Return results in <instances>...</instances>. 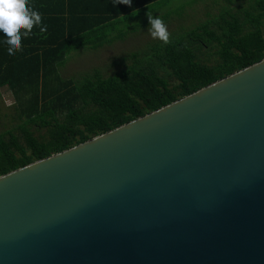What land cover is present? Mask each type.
<instances>
[{
    "label": "water",
    "instance_id": "water-1",
    "mask_svg": "<svg viewBox=\"0 0 264 264\" xmlns=\"http://www.w3.org/2000/svg\"><path fill=\"white\" fill-rule=\"evenodd\" d=\"M0 264H264V59L0 176Z\"/></svg>",
    "mask_w": 264,
    "mask_h": 264
},
{
    "label": "trees",
    "instance_id": "trees-1",
    "mask_svg": "<svg viewBox=\"0 0 264 264\" xmlns=\"http://www.w3.org/2000/svg\"><path fill=\"white\" fill-rule=\"evenodd\" d=\"M168 0H28L41 14L21 38V50L7 55L0 35V99H13L8 129L0 131V176L79 145L264 59V0L231 7L221 19L149 45L123 57L109 76L94 72L82 82L62 78L59 69L72 51H92L123 41L124 23L154 14ZM148 16V15H147ZM146 25V24H145ZM127 27V26H126ZM23 31V29L21 30ZM135 30H132V33ZM214 50L207 64L201 54ZM5 117L0 112L1 120ZM13 121V122H12ZM5 126V124H4Z\"/></svg>",
    "mask_w": 264,
    "mask_h": 264
},
{
    "label": "rangeland",
    "instance_id": "rangeland-1",
    "mask_svg": "<svg viewBox=\"0 0 264 264\" xmlns=\"http://www.w3.org/2000/svg\"><path fill=\"white\" fill-rule=\"evenodd\" d=\"M227 5L228 0H168L163 5H156L157 11L152 15L153 18L159 16L163 20L171 38L181 36L203 22H218ZM252 5L253 0H234L231 7L246 9ZM248 12H252V9L250 8ZM124 25L129 32L123 41H116L96 51L81 48L70 52L65 58L64 65L59 69L60 76L72 79L76 83L82 82L97 71H100L102 76H109L120 68L121 63L118 62L123 57H128L134 52L144 53L150 44L160 43V39L153 38L150 34L151 25L147 15L130 19ZM133 29L135 32L132 33ZM200 59L207 64H213L217 60L214 50L204 52ZM1 100L0 112L5 117L1 120L0 131L15 125L9 122L13 115V107L11 108L13 100L5 89Z\"/></svg>",
    "mask_w": 264,
    "mask_h": 264
},
{
    "label": "clouds",
    "instance_id": "clouds-1",
    "mask_svg": "<svg viewBox=\"0 0 264 264\" xmlns=\"http://www.w3.org/2000/svg\"><path fill=\"white\" fill-rule=\"evenodd\" d=\"M117 3L131 6V0H117ZM147 15L151 36L168 43L169 33L163 20L159 16L153 18L151 13ZM34 26L41 33L46 31V26H41V14L28 0H0V35L4 37L8 56L21 50V38L28 37Z\"/></svg>",
    "mask_w": 264,
    "mask_h": 264
},
{
    "label": "crops",
    "instance_id": "crops-1",
    "mask_svg": "<svg viewBox=\"0 0 264 264\" xmlns=\"http://www.w3.org/2000/svg\"><path fill=\"white\" fill-rule=\"evenodd\" d=\"M2 92H3V90H2ZM12 97V96H11ZM2 98V97H1ZM13 100V99H12ZM0 103H2V100L0 99Z\"/></svg>",
    "mask_w": 264,
    "mask_h": 264
}]
</instances>
